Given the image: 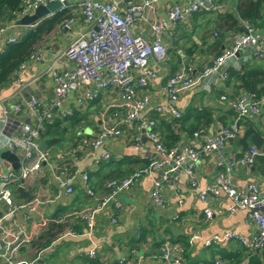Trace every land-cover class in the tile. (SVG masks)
<instances>
[{
  "label": "crops",
  "instance_id": "0c3cea01",
  "mask_svg": "<svg viewBox=\"0 0 264 264\" xmlns=\"http://www.w3.org/2000/svg\"><path fill=\"white\" fill-rule=\"evenodd\" d=\"M81 1L65 0L64 20L48 30H45L46 26L34 46L32 54L39 55L41 59L25 61L24 67L0 88V116L2 108H5L8 111V123L33 122L28 114H16L11 109L13 103L22 102L30 96H36L46 107L51 106L54 87L52 71L72 65L64 55L65 50L77 36L89 29L77 7ZM189 1L159 0L153 9H144L135 16L133 32L151 40L149 22L162 19L170 7L187 5ZM257 1L262 5L261 13H264V0ZM216 2L220 5L218 12L192 14L164 35L166 59L163 63L157 64L152 57L149 61L158 76L149 81L142 92L148 95L149 105L140 113V118L150 116L155 119V127L151 130L156 128L163 143L173 144L177 141L200 149L197 139L185 136L181 125L175 121L178 119L172 118L167 112L158 115L155 109L166 104L163 87L170 73L167 62L171 61L172 66L177 65V68L195 74L224 48H228L234 37L243 30L238 6L245 1ZM66 20L70 21L67 27L63 25ZM14 24L2 26L5 31L0 36V52L8 39L17 38L33 28L16 27ZM260 25L261 29L255 30L264 46V20ZM216 34L221 38H215ZM245 65L264 71V53L254 58L252 51L240 49L234 59L228 61L226 69L240 71ZM259 77L263 81L262 75ZM206 85L182 91L176 108L186 115V127L198 125L203 127L201 130L212 134L219 123L227 124L234 116L230 101L245 92L234 78L224 82L209 79ZM26 88L30 91H26ZM89 89V86L84 85L70 92L58 110L50 109L53 119L56 118L60 124L52 133V138L56 140L54 144L49 146L43 139L39 140L40 146L48 149L47 161L39 171L30 174L23 184L15 182L10 186L13 204L27 206L18 208L12 216L2 220L0 241H11L20 231L26 242H22L16 250L18 259L33 261L34 264H115L119 259H126L133 264H164L159 257L160 243L164 239L177 245L183 264H206L215 257L224 259L228 264H238L256 252L257 249L248 251L237 242L211 246L203 243L211 236L229 230L237 231L247 240L257 235V226L248 219L245 210L232 208L231 201L222 190L216 193L206 190L225 171L219 164V157L212 152L199 159L195 168L196 187H192L188 177L182 173L178 174L175 183L163 185L160 192L162 205L156 204L151 198L155 174H150L144 175L136 184L120 193L117 197L119 208L111 203L93 213L107 193L106 180H120L142 168L155 151L147 138L150 131L138 130V121H125L129 106L121 100L115 89L103 90L94 100L80 102V95ZM223 95L226 100H221ZM62 112L69 114L60 116ZM114 122L123 130V135L103 140L92 155L91 140L94 135L106 124ZM170 123H174L172 127L168 125ZM136 132L140 134V152L133 151L131 145L130 137ZM8 134L13 135L15 131L9 130ZM39 137H42V133ZM253 146L264 152V104L257 116L240 121L237 134L226 142L222 155L227 159L239 157ZM1 149L3 164L17 171L18 155L12 152L18 159L15 166L2 158ZM104 151L109 152L108 160L99 158ZM63 168H66L68 175L73 176L72 194L60 189L55 179V175ZM83 175L87 176L86 181ZM226 175L237 189L244 190L249 184L264 189V156L257 157L250 168L231 166ZM202 191H206L204 198H201ZM35 198L38 202L29 204ZM205 209L212 212L210 217L205 216ZM7 210L6 205H0V218ZM89 217L92 218L93 228L88 235L86 222ZM113 217L116 222H112ZM43 234L47 236L39 239ZM51 235L54 236L52 240ZM194 236L197 238L194 239ZM48 240L50 242L46 247L39 246ZM91 250H95L94 256L89 255ZM260 257L264 262V255Z\"/></svg>",
  "mask_w": 264,
  "mask_h": 264
},
{
  "label": "built area",
  "instance_id": "2783aa9c",
  "mask_svg": "<svg viewBox=\"0 0 264 264\" xmlns=\"http://www.w3.org/2000/svg\"><path fill=\"white\" fill-rule=\"evenodd\" d=\"M159 0H82L77 7L81 11L89 29L70 43L64 55L71 61L72 65L60 70L52 71L54 80L53 95L50 100V107L42 104L36 96L13 103L12 111L16 114H28L33 120L8 123L7 112L2 108L0 116V149L16 153L19 159L17 171L6 167L0 159V205L8 207L7 212L0 218L2 220L12 216L18 208L27 205L15 206L13 204L10 186L15 182H23L35 171H39L41 165L48 159V149L42 148L39 144V134L44 122H52L51 110L59 109L60 105L70 92L77 91L84 85L90 87L80 95L79 101H92L98 93L106 89H115L121 100L129 106V111L125 121H138L137 129L149 130L147 138L150 140L155 153L149 157L148 164L138 170L133 171L126 177L117 180L109 179L105 182L107 193L98 202L93 213L101 208L113 204L120 207L117 197L121 192L132 187L144 175L155 174L153 179L152 200L162 205L160 197L161 188L166 183H175L178 174L182 173L188 177L189 184L196 187L195 168L201 156L215 153L219 157V164L224 167L216 179V182L206 190L216 193L222 190L231 201L232 208L245 210L248 219L257 226V235L252 240L245 239L237 231H224L220 235H213L204 240L206 246L213 244L223 245L237 242L246 250H254L264 247V189H259L255 184H249L244 190L237 189L231 185L230 178L226 172L231 166L250 168L259 156H264L256 147H251L244 151L239 157L225 158L223 149L226 142L235 137L239 129L240 121L255 117L259 114L264 104V96L260 99L254 98L249 93H243L230 101L233 117L227 124L219 123L214 133L209 134L203 130L193 132L192 138L200 142V149L187 144H177L170 149H166L157 131L151 130L155 127L156 121L150 116L140 118V113L149 105V97L145 93L148 82L157 78V72L151 68L149 61L154 58L157 64H161L166 59L164 46V35L176 28L181 22L195 13L218 12L220 5L216 0H190L187 5L170 7L162 19L149 22L151 40H148L132 30V24L136 15L144 9H153ZM59 2L61 4L55 12L49 14L62 13L66 6L65 0H27L24 4L22 16L31 13L38 6H45L49 3ZM70 21L66 20L63 25L68 26ZM242 32L234 37L232 44L224 48L222 52L213 58L199 72L189 74L185 69L169 75L164 84L166 104L158 106L156 114L162 115L164 112L174 119L182 117V113L176 108L179 94L187 89L196 86L207 87L209 79L221 81L228 80L226 69L228 61L234 59L240 49H248L253 52L254 58H259L264 53L262 38L257 34L255 28L246 21H242ZM5 31V27H0V36ZM15 38L8 39L14 42ZM39 55L31 54L27 61L40 60ZM23 62L20 68L24 67ZM17 70V71H18ZM20 81V79L18 80ZM205 83V84H204ZM205 85V86H204ZM140 91V92H139ZM139 93V94H138ZM221 100H226V96H221ZM51 109V110H50ZM69 113H60L66 116ZM12 125V126H11ZM9 130H14L15 134H8ZM123 130L116 122L106 124L91 140V150L96 151L105 139L121 137ZM187 137V135H185ZM133 151L140 152V134L136 132L130 137ZM108 151H104L99 157L108 160ZM58 187L64 189L67 194L73 193V176L67 174L63 168L55 175ZM83 180L87 176L83 175ZM89 195L92 193L89 191ZM206 191H202L201 198H204ZM35 198L29 204L37 203ZM206 217H210L212 212L204 210ZM116 222V218L111 219ZM87 233L90 234L93 228L92 218L86 222ZM17 235L11 241H3L4 252L0 254V264H34L33 261H26L16 257V250L26 238ZM194 239L197 236L193 237ZM90 256L95 255V250L89 252ZM159 257L164 264H183V258L177 245L164 239L160 243ZM246 257L238 264H246ZM115 264H133L126 259H119ZM206 264H228L220 257H215Z\"/></svg>",
  "mask_w": 264,
  "mask_h": 264
},
{
  "label": "trees",
  "instance_id": "16d2710c",
  "mask_svg": "<svg viewBox=\"0 0 264 264\" xmlns=\"http://www.w3.org/2000/svg\"><path fill=\"white\" fill-rule=\"evenodd\" d=\"M26 1L27 0H0V27L15 22L16 19L21 16ZM244 1L245 2L238 6L240 18L243 21H246L251 24L255 29H261L260 24L264 20V13H261L260 11L262 7L260 1ZM65 13L66 12L64 10L62 13H56L50 18L42 19V22H39L40 24L38 23L34 25L33 28L29 29L21 36L15 38L14 42H9L6 44L5 48L0 52V88L10 82L11 77L18 70L19 66L23 62H25L28 57L32 54L34 46L38 42L44 28L47 26L45 30H48L57 22H61L62 20H64L63 18L65 17ZM46 19H50V21H47ZM215 38L220 39L221 37L219 36V34H216ZM218 55L219 53L217 54V56ZM167 65L170 69L169 75H172L179 69V67L177 68V65L172 66L171 61L169 63L167 62ZM260 75H262V80L264 81V71L257 67H250L248 65L243 66L240 71H234L232 69H229L228 71V78H234L238 82V85L241 87L242 91L253 95L256 99H260L264 96V82L261 81L259 77ZM175 121L176 123L178 122L179 125H181L180 129L184 132L185 135H187V137L190 138L192 137L193 132L203 129V127H200L198 125L197 127H186V115H182L181 118ZM59 124L60 121L56 120V118L53 119L52 122H44L42 124L41 130L43 138L39 137V140L43 139V142L47 143L49 146L54 144L56 140L52 138V133L56 131V128H58ZM173 124L174 123H170L168 125L172 127ZM155 129L154 131H156ZM168 140L171 142L174 141L172 139ZM162 144L166 149H170L171 147L179 144V142L175 141V143L173 144H167L162 142ZM147 164L148 163H146L143 167H145ZM45 236H47V234L41 235L39 239L44 238ZM50 237V240L54 238L53 235H51ZM50 240L42 242L39 246L46 247L49 244ZM254 253L253 255L246 256V264H264L263 260L260 257V255H264V247L257 249L256 252L254 251Z\"/></svg>",
  "mask_w": 264,
  "mask_h": 264
},
{
  "label": "water",
  "instance_id": "95a60500",
  "mask_svg": "<svg viewBox=\"0 0 264 264\" xmlns=\"http://www.w3.org/2000/svg\"><path fill=\"white\" fill-rule=\"evenodd\" d=\"M61 4L59 2L49 3L45 6H38L36 9L33 10V13L31 15L26 14L23 15L20 19L15 21L16 27H23V26H34L42 19L49 16V14L55 12L58 8H60ZM26 91H30L29 88L25 89ZM1 156L2 158L6 159L7 161L14 163L15 166H17L18 159L17 157L12 154L9 151H6L5 149H1ZM4 252V243L1 240L0 241V254Z\"/></svg>",
  "mask_w": 264,
  "mask_h": 264
},
{
  "label": "clouds",
  "instance_id": "9594fccd",
  "mask_svg": "<svg viewBox=\"0 0 264 264\" xmlns=\"http://www.w3.org/2000/svg\"><path fill=\"white\" fill-rule=\"evenodd\" d=\"M47 17H49V16H47Z\"/></svg>",
  "mask_w": 264,
  "mask_h": 264
}]
</instances>
